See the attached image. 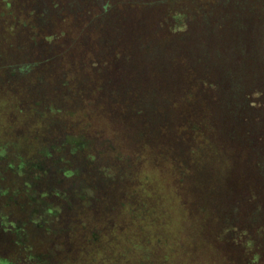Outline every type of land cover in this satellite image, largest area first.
Segmentation results:
<instances>
[{"label": "rangeland", "instance_id": "rangeland-1", "mask_svg": "<svg viewBox=\"0 0 264 264\" xmlns=\"http://www.w3.org/2000/svg\"><path fill=\"white\" fill-rule=\"evenodd\" d=\"M51 1L0 0V264L29 262L17 259L18 238L8 223L46 215L47 203L62 202L47 195L52 188L73 193L78 185L72 187L63 177L67 133L110 140L132 157L139 177L144 172L155 188L169 192L176 184L175 157L193 137L183 135L186 139L170 157L180 124L204 113L213 116L216 132L210 133L208 142L199 136L191 142L200 148V157L189 160L194 177L187 193L195 202L205 197L217 217L227 213L244 221L246 215L235 206V197L253 182L248 171H257L258 155L247 138L231 139L232 128L225 122L241 92L264 87V31L259 28L250 35L264 24V12L263 20L258 19L264 0H139L134 5L137 0H124L114 1L107 12L101 10V0H55L60 3L58 12L50 10ZM197 6L207 10L198 13ZM87 8H92L93 16L84 19ZM186 9L197 20L186 18L184 32V27L177 28L181 18L176 15ZM52 28L67 36L45 42ZM80 46L86 48L82 53ZM147 47L152 50L146 51ZM102 60L110 61V68L93 71L92 63ZM203 77L217 89L199 86L196 79ZM117 91L122 94L119 98ZM186 93H193V98ZM36 102L46 107L42 117L28 112ZM133 105L143 106L142 117H137ZM164 118L173 127L172 137L161 128ZM18 157L27 165L18 166ZM104 159L113 162V154ZM160 192H155L153 201ZM72 199L73 206L61 211L56 222L66 232L53 236L27 225L34 252L52 248L54 264H114L111 251L100 250L99 244L86 245L92 223L109 218L103 205L95 203L87 210L77 197ZM152 203L156 215L175 216L170 209L164 214V204ZM174 227L169 233L181 235V227ZM203 227V232L183 230V237L195 243V264H229L228 252L236 256L235 249L215 244L213 223ZM55 242L62 243L53 247Z\"/></svg>", "mask_w": 264, "mask_h": 264}, {"label": "trees", "instance_id": "trees-1", "mask_svg": "<svg viewBox=\"0 0 264 264\" xmlns=\"http://www.w3.org/2000/svg\"><path fill=\"white\" fill-rule=\"evenodd\" d=\"M114 1L118 3L124 0H101V10L107 12L114 5ZM138 1L132 4H138ZM59 4L55 0L51 1L50 10L58 12L61 8ZM170 10L172 11V9ZM206 10L207 8L203 6H197L196 9L198 13ZM186 12L180 11L176 15L181 18L177 21L180 24L177 28L184 27V32L188 24L186 18L191 17L197 20L195 13L189 15L187 9ZM263 12L264 8L258 14L260 21L263 20L261 14ZM41 14L40 16L44 17L43 13ZM85 14L84 19L93 16L92 8H87ZM202 15L203 13L200 18ZM75 18L78 17L75 16ZM259 28L264 31V24L255 28V31H251L250 35H255ZM49 31L50 33L44 37L45 42L54 40L56 42L60 37L67 36L65 31L59 29L52 28ZM174 31L179 32L175 29ZM107 46L111 47L113 43L107 41ZM62 48V53H65L63 46ZM148 49L152 50L147 47L146 51H149ZM82 50H86L85 46H80L79 52L82 53ZM200 61L202 60L200 59ZM110 66V61L102 60L101 62H93L91 68L93 71H107ZM197 79L196 83L204 89H217V85L209 81L208 78ZM69 83L70 81L67 80L64 85L68 86ZM114 93L116 98L122 95L119 91ZM69 97L67 96V99ZM187 97L193 98V93L187 94ZM232 105L233 108L227 111L228 117L227 122H225L227 128H232L229 131L230 135H234L229 137L235 140L241 138L242 141L247 138L255 154L258 155L257 167L255 168L257 171H248L252 174L253 182L248 187H243L238 193V197H235L237 199L235 206L238 205L239 211L241 208V211L244 212L242 215H246L241 218L244 221L232 219L227 213L220 214L217 217L216 213L213 212L212 214V206L205 197L199 196V200L195 202L192 200L193 195L190 196L187 193L190 188L188 186L190 180L194 177L190 161L200 157V148H195L194 143L191 142L198 136L202 142L204 140L208 142L207 139L210 133L216 132V126L211 121L213 116L210 118L204 113L198 120H188L186 124L181 123L178 128V135L175 137L176 142H178L177 145H173V147L167 145L170 147L169 156L174 157L182 144L179 143L186 139L185 134L190 133L193 136L189 138V142L187 141L186 148L181 150L180 156L176 155L175 157L177 163L174 162L173 171L176 174V180H174L176 184L169 192L159 187L155 188L152 185L155 182L144 172L140 173L141 177H139L136 173V165L132 163V157L122 154L115 145L109 143L110 140L95 139L90 133L86 134L84 132L67 133L64 136V144L68 158L64 155L61 158V163L64 164L63 177L66 178L68 183L73 184L72 187L75 183L78 185L73 193H68L67 190H56L55 188H52L50 193L45 190L44 194L47 193L53 198L58 197L62 202L47 203L48 205L43 208V211L47 212L46 215L31 216L27 221L18 222V224L8 223L13 230H11V233L14 232L18 238L17 245L20 253L17 259L23 262L29 260L28 264H54L51 257V253L53 254L54 251L52 248L51 250L47 249L44 253L34 252V248L29 243L27 225L33 224L36 228L48 234L59 236L61 234H58L59 231L66 232L64 228L57 227L56 222L61 217L59 215L61 211L70 209L73 206L72 198L77 197L84 203L87 210L93 208L95 203L103 205V211L109 218H102L99 225L97 221L92 223L93 228L86 235V245L95 246L99 244L100 250L111 251V259H113L114 264H195L192 254L195 243L187 237H183V232L186 230L184 228H189L190 231L200 229L203 232L205 231L203 226L209 222L213 223L214 232H216L215 244L235 249L234 251L237 252L236 256L231 253V250V252H228L229 264H264V87L241 92ZM42 107L44 108L40 102H36L28 108V112L33 117H42ZM131 109L137 112V117L143 116L144 109L142 105H133ZM44 110H46V107ZM167 120L163 119L161 128H163L166 137H172L173 127L169 128L165 124ZM181 125H185V128L183 129ZM167 150L168 148L166 152ZM213 152L215 154V151ZM108 153L113 154V162L104 159L108 157ZM142 158L146 159L145 157ZM18 159V166L27 165L23 157H18ZM170 160L173 159L170 158ZM28 168L31 170V165ZM25 186H27L26 182ZM157 190L159 192L161 190V196L157 197V201H153ZM77 191L81 195L77 194ZM152 202H158L159 205L164 204V214L167 213V209H170L175 216L166 218L163 215H156L154 213V203ZM99 226L101 227L100 230L98 229ZM174 226H178V229L181 227L182 236L169 233ZM15 227L18 229L14 230ZM106 237L107 239H105ZM153 238L155 240H152ZM106 242L109 244L108 247ZM61 243L55 242L53 247H57ZM199 243L203 244L204 241L199 240Z\"/></svg>", "mask_w": 264, "mask_h": 264}]
</instances>
